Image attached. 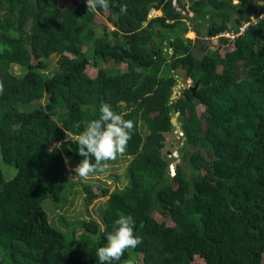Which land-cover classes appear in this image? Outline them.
<instances>
[{"label": "trees", "instance_id": "trees-1", "mask_svg": "<svg viewBox=\"0 0 264 264\" xmlns=\"http://www.w3.org/2000/svg\"><path fill=\"white\" fill-rule=\"evenodd\" d=\"M250 3L109 0L108 10L93 12L85 0H0V156L15 170L6 179L0 169V264H100L97 248L121 213L133 217L142 242L112 264L139 254L143 264H264V17ZM205 5L222 17L211 12L205 36L256 21L207 52ZM152 8L161 14L148 18ZM186 21L195 40L183 37ZM180 63L198 85L172 100ZM102 101L134 125L123 155L128 181L112 190L82 184L87 205L106 196L103 228L82 220L84 238L74 242L52 226L44 202L66 201L65 158L78 165L84 157L65 138L99 118ZM175 111L191 174L179 162L170 178L162 151Z\"/></svg>", "mask_w": 264, "mask_h": 264}, {"label": "clouds", "instance_id": "clouds-1", "mask_svg": "<svg viewBox=\"0 0 264 264\" xmlns=\"http://www.w3.org/2000/svg\"><path fill=\"white\" fill-rule=\"evenodd\" d=\"M85 2L87 10L93 12L98 8L104 10L110 8L109 0H85ZM120 12L126 13L127 6L121 5ZM250 19L247 21L252 22L253 18ZM206 41L209 43L208 40ZM3 90L4 85L0 81V94ZM124 115L127 113H117L111 105L102 101L99 107V118L84 122L83 130L71 137L79 146V155L84 157L75 167V175L87 178L92 173L103 172L107 168L106 162L114 161L124 155L128 141L131 139V130L134 127L131 120L124 119ZM75 127L80 128V124ZM92 157H94V163L90 159ZM65 161L67 162V158ZM134 223L131 215L118 214V218L113 222L112 230L106 233V244L97 248L96 256L100 264H112L113 261H119L126 250L134 249L142 242L141 237L134 234ZM127 264H132V262L128 261Z\"/></svg>", "mask_w": 264, "mask_h": 264}, {"label": "rangeland", "instance_id": "rangeland-1", "mask_svg": "<svg viewBox=\"0 0 264 264\" xmlns=\"http://www.w3.org/2000/svg\"><path fill=\"white\" fill-rule=\"evenodd\" d=\"M61 4L64 5V2L62 1ZM160 14H161L160 10L159 11L156 10L155 12L150 11L148 13V18H150L151 16L160 15ZM204 20L207 21L206 18H204ZM188 23H189L188 28L191 29L192 22L189 21ZM199 29H201L200 35L203 36L204 32L202 33V31L205 29L204 21H202V24L200 23ZM184 37L186 39L189 38L191 40L196 39V35L193 33L190 34L188 31L184 33ZM201 40H206V39L203 38ZM212 50L213 48L208 46L207 52L208 51L211 52ZM56 60H57L56 55H52L49 59V69H50L49 71L51 73L56 66ZM100 65L102 67H105L106 63H100ZM108 65L110 67V70L112 71L113 70L115 71L117 68L124 67V64L119 65V66H114L112 65V63L110 64L108 63L107 66ZM12 70L15 73L21 72L20 68L17 65H14L12 67ZM87 71L90 74L94 75L96 73V67H94L92 64H89L87 66ZM178 82H185L184 84L186 85L187 84L193 85L190 83V79H188L187 81H183L181 80V78H179V80L176 82V85H174V87L177 86ZM44 101L45 100L43 98L40 101L32 102L27 106H20V108L23 110H29L34 106L43 104ZM196 109H197V112L200 113L203 110V107L201 105H197ZM143 133H145V131H143ZM169 133L170 132L165 133L166 139H165L162 155L165 158V156L167 155V152L170 151L172 154H174V158H175V161L173 162L174 167L177 163L181 162L184 166V169L187 175H190L191 171L188 168V163L186 161H181L177 145L174 142L171 143V141L168 140ZM71 137H72L71 135H68L65 138V140H72ZM189 148H191V146ZM128 159L129 157L122 156V157H118L114 161H108L106 162L107 168L105 171L95 172V173L90 174L87 178H81L80 176L75 175L74 169L77 165H75L74 162L72 160H69L67 157V165L69 168V172L66 174L68 184L66 186V189L64 190L65 195H66V201L60 205L52 204L53 201L49 203L48 201L44 202V207L48 213L49 221L52 224V226L55 227L56 229H59L61 232H63L65 236L68 238V240H71L73 238L74 242H76L80 238H84L85 232L83 228L79 225V222L82 220H88L90 218L95 219L100 224V227L103 228L102 212H103L104 201L106 199V196L94 199L91 203L87 205L85 203L84 193L81 190V186L84 183H97L99 185L107 184L110 190H112L114 187H122L128 181V177L126 178L127 174L125 175ZM0 169L2 170L3 175L6 179L11 178L15 172L13 167L8 166L5 163H3L1 156H0ZM155 218L158 221L163 220L162 216H160L159 214H155ZM90 238H94V236L90 235ZM128 251L130 255L132 256L133 255L132 249H128ZM132 261H133L132 264H143L142 254H139L136 257H132Z\"/></svg>", "mask_w": 264, "mask_h": 264}, {"label": "water", "instance_id": "water-1", "mask_svg": "<svg viewBox=\"0 0 264 264\" xmlns=\"http://www.w3.org/2000/svg\"><path fill=\"white\" fill-rule=\"evenodd\" d=\"M142 24H145V21H143ZM176 71L177 73L185 77V72L187 71V69L181 67V68H178ZM197 85H198V81H196L194 85L190 87V90L193 94H195ZM180 86H182V83L178 82L177 86L173 87L172 94L170 97L172 100H175L177 98V95H179L180 91L178 90V88ZM120 103L124 104V101H120ZM178 115H179V111H175L174 114L170 118V131H169L170 133H169L168 140L171 141V143L174 142L177 145L178 150H180L183 146L182 143L184 139V134L178 122ZM182 154L183 153L181 152V155ZM174 161H175L174 154L168 151L167 155L165 156V163H166V171L170 178H172L175 173L174 165H173Z\"/></svg>", "mask_w": 264, "mask_h": 264}, {"label": "crops", "instance_id": "crops-1", "mask_svg": "<svg viewBox=\"0 0 264 264\" xmlns=\"http://www.w3.org/2000/svg\"><path fill=\"white\" fill-rule=\"evenodd\" d=\"M234 1V3H236V2H238V0H233ZM253 1V3H250V4H254L255 6H256V10L257 11H260L261 13H260V16L261 17H264V3H263V1L262 0H257V2H254V0H252ZM182 3H184V0H182ZM177 5V4H176ZM245 5H246V3H245ZM186 6H187V4H186ZM235 8L236 9H232V12H235L239 7H237V6H235ZM159 11V10H158ZM213 13V15H214V20H216V21H218V22H221L222 21V17L221 16H217L216 15V13L214 12V9L212 8V7H210L209 5H205L204 6V10H203V15H201L200 17V23L202 24V21H204L205 22V29L202 31V33L204 32V34H203V36H205L206 34V32H207V21L206 20H204V18H206V19H209V16ZM191 15V14H190ZM217 16V17H216ZM234 17H236V13H234V15H233V18ZM253 18V16H250V18ZM189 21H186V23L189 25V23H188ZM228 22V21H227ZM229 23V22H228ZM201 30V29H200ZM188 32L190 33V34H194V31H192L191 29H189L188 30ZM183 36H184V34H183Z\"/></svg>", "mask_w": 264, "mask_h": 264}, {"label": "built area", "instance_id": "built-area-1", "mask_svg": "<svg viewBox=\"0 0 264 264\" xmlns=\"http://www.w3.org/2000/svg\"><path fill=\"white\" fill-rule=\"evenodd\" d=\"M264 3V0H262ZM151 12H155V9H151ZM253 21H244L242 22L240 25H238L236 30H225L223 32H220L216 35L213 36H204V39L208 40L210 45L213 47H217L219 44V38H226L228 39V41L233 40L234 38H236L238 35L243 34L245 32V30L247 29L248 26H250L253 22H255L256 20L253 18Z\"/></svg>", "mask_w": 264, "mask_h": 264}, {"label": "flooded vegetation", "instance_id": "flooded-vegetation-1", "mask_svg": "<svg viewBox=\"0 0 264 264\" xmlns=\"http://www.w3.org/2000/svg\"><path fill=\"white\" fill-rule=\"evenodd\" d=\"M186 8L188 7V6H185ZM192 15V12H190L189 13V15ZM193 31V30H192ZM194 34H195V32H194ZM181 67H183V64L182 63H180V64H178V66L174 69V70H172L173 72H174V76H175V78H176V82L179 80V78H181V80H183V81H187L188 79H190V83L192 84L193 83V81H192V79L190 78V76H189V73H188V69L186 68V67H183V68H186L187 69V71L185 72V77L184 76H182L181 74H179V73H177V69L178 68H181ZM182 83V86H180L179 88H178V90L180 91V93H179V95L181 94V91L185 88V87H188L189 89H190V87H192L193 85H190V84H184L185 82H181ZM176 85V84H175ZM179 95H177V97L179 96Z\"/></svg>", "mask_w": 264, "mask_h": 264}]
</instances>
